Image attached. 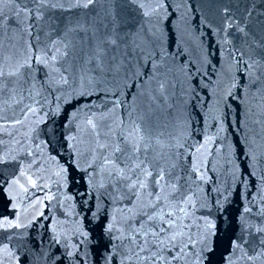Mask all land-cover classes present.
Listing matches in <instances>:
<instances>
[{
    "label": "water",
    "instance_id": "95a60500",
    "mask_svg": "<svg viewBox=\"0 0 264 264\" xmlns=\"http://www.w3.org/2000/svg\"><path fill=\"white\" fill-rule=\"evenodd\" d=\"M165 4L167 11L175 9V14L161 23V41L145 54L130 57V63L126 62L118 75H110L107 80L97 77L84 86L79 82L78 61L70 70L69 84L55 91L46 88L39 97L42 107L38 114L29 116L25 125H18L19 132L12 131L11 136L0 133L5 142L0 145L3 153L13 148V137L25 147L20 152L21 145H15L17 151L11 155L17 159L9 156L0 163V219L17 221L19 217L18 222L26 225L0 228V246L7 245L12 253L11 257L0 255L4 264H105L100 254L108 245L104 228L113 204L102 189L88 195L89 185L82 171L87 167L86 157L72 147L80 138L77 126L89 112L112 110L117 99L121 103L115 112L124 115L128 106L145 100L142 93L156 94L161 80L166 83V93L158 101L156 122L184 144L180 149L181 175L196 193L192 218L215 225L211 238L214 250L208 253L205 264H228L229 259L233 264H244L238 259L239 252L231 253L234 239L247 241L244 247L250 254L261 247L264 232L256 229L264 228V125L255 123L257 117L248 113L254 102L246 91L241 94L237 89L233 98L222 99L227 82L224 72L231 63L228 49L233 45L240 48L245 39L233 27L228 32L233 43L224 44L223 10L227 8V16L240 26L246 25L249 40L260 39L264 36V0H165ZM89 11L92 15L99 12L109 26V13L132 30L143 22L139 10L128 0L98 4ZM83 12L48 9L43 20L32 21L36 26L28 39L36 45L39 35L43 47L48 39L46 32H58ZM67 63L71 58L65 66ZM43 72L41 69L38 79ZM240 80L243 83L242 77ZM24 103L31 101L25 99ZM6 116L13 119L12 110ZM16 116L23 119L19 107ZM29 131L27 138L23 134ZM28 149L38 160L28 174L34 180L43 176V180H37V188L20 177L21 166L26 168L33 158L27 155ZM193 163L199 165V172L191 170ZM40 164L43 168L38 170ZM61 168L67 169V179L57 182L55 173ZM17 177L27 192L19 185L9 188ZM246 208L251 211L245 212Z\"/></svg>",
    "mask_w": 264,
    "mask_h": 264
},
{
    "label": "snow or ice",
    "instance_id": "6c2138e0",
    "mask_svg": "<svg viewBox=\"0 0 264 264\" xmlns=\"http://www.w3.org/2000/svg\"><path fill=\"white\" fill-rule=\"evenodd\" d=\"M109 2L113 0H0V133L11 136L12 131L19 132L18 125H25L29 116L38 114L42 107L39 97L46 88L55 91L69 84L70 70L78 61L81 63L77 69L81 86L93 83L97 77L107 80L110 75H118L126 62L130 63V57L145 54L161 41L160 25L176 11L168 12L165 0H128L143 17L139 27L132 30L122 25L114 13H109V26L99 12L92 15L89 11ZM48 9L64 12L83 9L84 12L75 22L70 19L58 32L56 29L46 32L48 39L43 47L39 44V35L35 37L37 44L33 45L28 39L36 26L32 21L43 20ZM223 12L226 15L224 44L233 43L228 37L233 27L245 39L240 48L233 45L228 49L231 63L224 72L227 82L222 99L233 98L237 89L241 94L246 91L254 102L248 113L257 117L255 123L264 125V36L249 40L246 25L240 26L227 16V8ZM9 21L16 27L13 28ZM69 58L71 63L65 66ZM154 67L158 69L159 65ZM41 69L43 77L38 79ZM155 93H142L145 100L128 106L124 115L115 112L120 107L119 99L113 102L110 111L87 113L77 126L79 140L72 137L77 140L72 147L86 157L87 167L82 171L86 173L88 195L102 189L113 204V212L104 228L108 245L100 254L105 264H205L208 253L214 250L211 238L215 235V225L192 218L196 193L186 176L181 175L183 155L180 149L184 144L167 132L166 126L156 122L158 101L164 99L166 93L163 80ZM25 99L31 103L25 104ZM16 107L23 119L16 116ZM8 110L13 112L11 120L6 116ZM30 131L23 135L30 138ZM4 143L0 139V145ZM12 143L13 148L6 154L0 149V163L9 156L17 159L11 155L12 151H17L15 145H21L20 152L25 151L19 139L13 137ZM27 155L33 158L26 168L21 166L20 177H25L33 188L40 187L37 180H43V176L34 180L28 174L38 164L37 157L30 149ZM42 168L40 164L38 170ZM191 170L199 172V165L193 163ZM66 173V168L55 173L59 178L57 182L66 181ZM20 177L15 178L9 188L19 185L27 192L28 189L20 184ZM125 200L127 203H123ZM18 220L19 217L17 221L0 219V228L26 227ZM77 231L85 237L88 235L82 229ZM256 231L264 232V228ZM245 243L247 241L241 239L232 240L231 253L239 252L238 259L244 264H264V239L260 241L259 250L253 249L251 254L244 247ZM0 255L12 256L7 245L0 246ZM0 264H4L3 259ZM228 264H233L231 259Z\"/></svg>",
    "mask_w": 264,
    "mask_h": 264
}]
</instances>
